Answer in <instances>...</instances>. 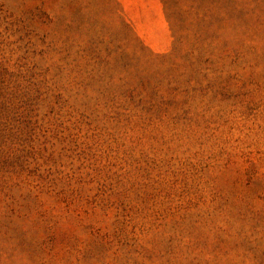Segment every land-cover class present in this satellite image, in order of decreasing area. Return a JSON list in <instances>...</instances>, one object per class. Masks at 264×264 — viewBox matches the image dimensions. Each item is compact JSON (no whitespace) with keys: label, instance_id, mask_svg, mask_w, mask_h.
<instances>
[{"label":"rangeland","instance_id":"374dc122","mask_svg":"<svg viewBox=\"0 0 264 264\" xmlns=\"http://www.w3.org/2000/svg\"><path fill=\"white\" fill-rule=\"evenodd\" d=\"M0 264H264V0H0Z\"/></svg>","mask_w":264,"mask_h":264}]
</instances>
